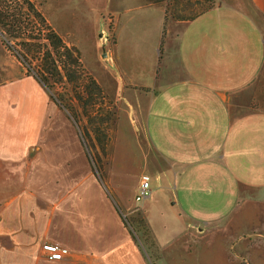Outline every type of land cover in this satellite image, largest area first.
I'll list each match as a JSON object with an SVG mask.
<instances>
[{
	"label": "crops",
	"instance_id": "obj_1",
	"mask_svg": "<svg viewBox=\"0 0 264 264\" xmlns=\"http://www.w3.org/2000/svg\"><path fill=\"white\" fill-rule=\"evenodd\" d=\"M111 5L135 38L150 27L148 53L137 43L128 63L116 67L110 107L130 105L152 168L134 194L148 181L151 196L129 198L108 168L102 185L73 121L21 72L0 82V264H227L215 258L213 244L197 248L194 235L206 230L183 221L170 228L165 218L156 227L145 209L165 190L170 205L209 212L210 224L218 212L234 215L226 212L236 201L264 202V0ZM106 58L116 62V52ZM137 205L149 245L123 219ZM47 242L67 255L50 260Z\"/></svg>",
	"mask_w": 264,
	"mask_h": 264
},
{
	"label": "rangeland",
	"instance_id": "obj_2",
	"mask_svg": "<svg viewBox=\"0 0 264 264\" xmlns=\"http://www.w3.org/2000/svg\"><path fill=\"white\" fill-rule=\"evenodd\" d=\"M33 1L43 12L49 24L62 36L65 43L79 50L85 77L101 79L105 95L102 100L104 104H101V107H104L105 110H113L116 115L107 126L109 136L107 154L100 153L101 159L98 162L97 170L105 180V168H108V171L112 172L116 178L115 180L120 181L125 195L135 200L134 185L137 183V179L142 175L150 178V174H152V168L147 164V159H150L151 156L146 155V151H144L145 140L143 139V142L140 140L139 130L132 119L130 105L126 101L124 106L117 109L110 105L112 106L114 103L115 95L119 90L120 76L117 74L116 67L121 70V64L128 63L131 50L136 48L137 43L144 46L139 51L148 53L151 42L148 39L150 27L142 25L139 28L140 37L138 39L129 34L128 26L123 21L125 14L118 10L115 11L111 0ZM115 23L119 24L118 30H116V43ZM113 50L116 52V62L113 59L105 61L108 53ZM119 55L122 56L121 59ZM21 72L26 73L27 69L5 46L0 35V82L18 76ZM70 88H72L71 85L63 86L62 84L57 85L55 90L69 92ZM124 92L129 95V88H125ZM136 114H139L138 109ZM81 118V126L87 128L89 134L95 137L96 134L87 123V119ZM141 125L139 122L140 127H142ZM141 133L145 134V130L142 129ZM97 151L100 152L97 147L92 150L96 161ZM111 157H115L114 163L111 162ZM169 198L164 190L162 193L157 192L148 201L145 210L153 215L156 227L162 226L164 218L170 228L181 226L182 221L186 224V229H190L191 224L200 226L202 231H206L203 235H194L197 248L213 244L214 248L217 247L213 255L218 261H227V264H264V202L236 201L226 212L234 215L220 217L221 212H218L215 217L219 218H216L214 223L207 224L211 222L207 221L211 219L209 212L200 208H182L180 204L170 205ZM140 210L141 208L137 205L133 208V213L126 219L143 244L149 245L146 225L140 217ZM243 211L249 213L250 217L247 220L241 219L238 215ZM188 234L190 232L187 231ZM200 253L204 255L203 251L196 252V254Z\"/></svg>",
	"mask_w": 264,
	"mask_h": 264
},
{
	"label": "trees",
	"instance_id": "obj_3",
	"mask_svg": "<svg viewBox=\"0 0 264 264\" xmlns=\"http://www.w3.org/2000/svg\"><path fill=\"white\" fill-rule=\"evenodd\" d=\"M0 35L27 69V75L33 76L73 121L94 174L103 185L97 166L100 153L107 154V126L116 114L101 107L103 89L96 79L85 77L79 50L65 43L33 0H0ZM62 84L72 88L57 92L56 86ZM81 117L87 119L95 137L81 126ZM96 147L100 151L97 161L92 153ZM123 219L129 226L128 220Z\"/></svg>",
	"mask_w": 264,
	"mask_h": 264
},
{
	"label": "built area",
	"instance_id": "obj_4",
	"mask_svg": "<svg viewBox=\"0 0 264 264\" xmlns=\"http://www.w3.org/2000/svg\"><path fill=\"white\" fill-rule=\"evenodd\" d=\"M151 193L148 181H144L136 194V202H141L150 197ZM42 248L50 260H62L68 253V250L65 247L52 242L44 243Z\"/></svg>",
	"mask_w": 264,
	"mask_h": 264
}]
</instances>
